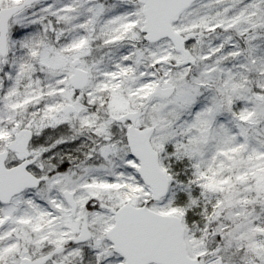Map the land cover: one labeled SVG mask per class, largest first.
I'll list each match as a JSON object with an SVG mask.
<instances>
[{
    "label": "snow or ice",
    "instance_id": "6c2138e0",
    "mask_svg": "<svg viewBox=\"0 0 264 264\" xmlns=\"http://www.w3.org/2000/svg\"><path fill=\"white\" fill-rule=\"evenodd\" d=\"M0 264H264V0H0Z\"/></svg>",
    "mask_w": 264,
    "mask_h": 264
}]
</instances>
